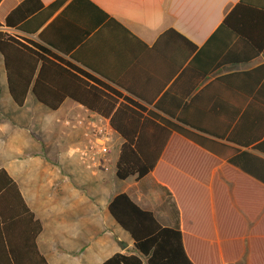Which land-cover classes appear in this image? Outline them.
I'll return each instance as SVG.
<instances>
[{
	"label": "crops",
	"instance_id": "0c3cea01",
	"mask_svg": "<svg viewBox=\"0 0 264 264\" xmlns=\"http://www.w3.org/2000/svg\"><path fill=\"white\" fill-rule=\"evenodd\" d=\"M21 1L0 0L1 31L50 48L147 109L157 110L154 104L160 102L211 133L198 131L207 138L206 147H202L173 132L154 170L139 180L123 179L126 186L118 192H126L138 205L151 210L162 225H178L187 249L186 235L197 239L199 252L216 256L214 264H250L247 233L241 238L240 253L229 255L221 244L223 227L216 214V204L221 200L226 204L217 197L223 186L230 204L246 220L247 230L253 224L236 204L234 183L224 179L222 166L227 158L238 157L241 165L264 176V165L257 159H264V153L253 148L264 139V105L253 99V94L262 90L264 69L255 87L252 80L257 68L264 66V50L251 60L221 63L236 38L229 40L228 30L217 29L238 0H64L33 33L4 25L5 16ZM40 1L45 7L55 0ZM249 1L264 6V0ZM169 28L185 36L197 50L185 57L181 47L160 38ZM223 76L229 77L215 81ZM196 95L199 99L189 103ZM31 100L53 112L71 101L54 122L65 128L62 134L67 143H73L67 146V157L78 164L71 147L80 142L81 131L71 125L90 110L69 98L56 110L50 109L31 89L23 105H17L9 92L0 53V168L17 182L24 201L41 223L36 238L40 252L49 264H100L115 252L137 254L130 235L107 209L118 192L99 205L96 200H86L84 190L90 184L80 172L76 176L78 172L68 168L64 174L42 168L37 162L40 139L33 128L38 122L24 111ZM119 140L121 143V137ZM117 154L107 170L96 174L87 170L96 177L94 182L102 193L111 180L109 176L115 174ZM231 166L240 171L238 166ZM39 173L44 176L39 178ZM248 177L253 181H244L239 187L244 203L253 200L247 196L256 195L245 192L264 191L263 182ZM75 178L81 188L70 182ZM65 195L73 197L81 211L75 218L78 224L51 227L44 217L46 202H62ZM211 245L216 250H209Z\"/></svg>",
	"mask_w": 264,
	"mask_h": 264
},
{
	"label": "trees",
	"instance_id": "16d2710c",
	"mask_svg": "<svg viewBox=\"0 0 264 264\" xmlns=\"http://www.w3.org/2000/svg\"><path fill=\"white\" fill-rule=\"evenodd\" d=\"M63 2L55 0L44 7L40 0H22L5 16L4 25L33 33ZM221 29L231 33L229 40L236 38V43L227 47L222 64L256 58L264 50V6L249 0H238L226 12L217 30ZM160 38L169 39L181 47L185 57L197 50L195 44L173 28L165 30ZM226 46L222 45L223 48ZM0 53L4 59L9 92L17 105H23L31 89L36 99L50 109L56 110L64 99L69 98L109 119L122 139L115 161V175L121 180L128 177L139 180L154 170L173 132L206 147L207 138L198 131L210 132L185 119L182 113L175 114L160 102L154 104L157 110L147 109L40 43L22 41L0 30ZM261 69L264 66L254 72V87L262 77ZM227 77H219L215 81ZM263 87L264 84L262 90ZM262 90L254 93L253 99L264 105ZM199 95L189 103L199 99ZM253 148L264 153V139ZM242 155L249 153L242 152ZM257 159L264 165V159ZM238 161L235 156L227 158L222 172L225 180L234 183L232 193L238 208L253 224L247 230L246 220L230 204L226 190L221 186L222 194L217 197L226 202L224 204L221 200L216 204L217 218L223 227L221 244L229 255H237L242 250L241 238L247 233L250 264H264V191L245 192L256 195L247 196L253 200L244 203L243 192L239 190L244 181H253L248 176L263 183L264 176ZM231 165L238 166L240 171ZM214 192L217 193V190ZM107 209L116 223L128 232L137 254L115 252L100 264H214L216 261L214 254H204L201 250L200 253L197 239L189 235H186L187 249L183 231L178 225H162L151 210L138 205L126 192L116 193ZM40 231L41 223L24 201L17 182L4 168H0V264H49L36 243ZM209 250H216V247L211 245Z\"/></svg>",
	"mask_w": 264,
	"mask_h": 264
},
{
	"label": "rangeland",
	"instance_id": "374dc122",
	"mask_svg": "<svg viewBox=\"0 0 264 264\" xmlns=\"http://www.w3.org/2000/svg\"><path fill=\"white\" fill-rule=\"evenodd\" d=\"M4 93L5 92L3 90L1 96L4 97ZM31 99L33 98L31 97ZM32 101L33 100L29 102L24 111H27L29 115L34 116V121L36 120L38 122V124L35 123L36 126H34L33 128V133L37 132L35 136H38V138L40 139L39 149L35 156L37 157V162L41 163L42 168H44V166L51 167L53 168V170L64 174L66 171H68V168H70L72 171L78 172L76 176H79V174L81 173V175L85 176L88 183L90 184L89 189H83L85 195L87 196L86 200H96L99 205L104 204V202L108 200L111 194H113L114 192L121 191L125 188L127 182L120 180L112 172V175L109 176L111 180L108 181L106 189L103 190L102 193L96 187V184L94 182L96 177L89 174L87 170H84V168L80 164H78L74 158L71 159L67 157V146L70 144L73 145V143H67L65 136L62 134V131L65 128H63L62 123L54 122V118L55 116H62V114L68 108L67 103H71L70 100L69 102L64 104L58 112L48 110L37 102ZM119 143L120 140L118 141L117 146H115V156L118 151ZM113 170L114 168H112V171ZM43 176L44 175L41 173L38 174L39 178ZM76 176L73 175V177ZM70 180L71 183L75 184V187H80L78 185V179L75 178V180ZM75 204V200L69 195H65V200H63L62 202H46V211L44 212L45 220H47L48 224H50L51 227L56 224L57 226H65L66 228H68L69 226L78 224L75 218L79 216V213L81 211L76 209ZM259 251H261V248H259ZM244 255L246 256V250L244 252ZM241 262H244V260H241Z\"/></svg>",
	"mask_w": 264,
	"mask_h": 264
},
{
	"label": "built area",
	"instance_id": "2783aa9c",
	"mask_svg": "<svg viewBox=\"0 0 264 264\" xmlns=\"http://www.w3.org/2000/svg\"><path fill=\"white\" fill-rule=\"evenodd\" d=\"M71 126L81 131L80 142L71 147L79 163L93 174L107 170L114 159L115 146L120 138L109 119L88 111Z\"/></svg>",
	"mask_w": 264,
	"mask_h": 264
}]
</instances>
